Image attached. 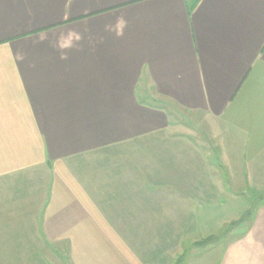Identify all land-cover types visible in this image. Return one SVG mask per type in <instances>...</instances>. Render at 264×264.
Masks as SVG:
<instances>
[{
	"label": "crops",
	"instance_id": "obj_1",
	"mask_svg": "<svg viewBox=\"0 0 264 264\" xmlns=\"http://www.w3.org/2000/svg\"><path fill=\"white\" fill-rule=\"evenodd\" d=\"M179 113L230 128L244 169L161 146L183 140ZM222 183H264V0H0V264L39 246L59 264L175 263ZM250 198L217 264H264Z\"/></svg>",
	"mask_w": 264,
	"mask_h": 264
},
{
	"label": "rangeland",
	"instance_id": "obj_2",
	"mask_svg": "<svg viewBox=\"0 0 264 264\" xmlns=\"http://www.w3.org/2000/svg\"><path fill=\"white\" fill-rule=\"evenodd\" d=\"M144 101L147 102L146 100ZM148 102L152 101L150 100ZM177 121V127L172 129L171 132L175 133V135H177L176 133L181 134V138L183 140L180 141L179 139H175L173 141V139L167 138V141L163 140L160 142V144H162L161 146H176L182 142L191 144V146L193 145L194 147H197V150L199 152L201 151L200 155L204 156L206 161L210 160L211 162L213 160L218 164L223 163L222 165H224L223 169L225 172V176H228V173L230 172L233 175L239 174V172L244 169V158L243 156H241V146L234 138L231 137L232 130L230 128L228 129L219 126L216 122H214V120L206 117L203 114H186L185 116H182L181 113H179ZM176 137H179V135ZM247 185L248 183H222L223 189L226 192V194L222 198V207H219L216 204L213 205V208H211L212 205H202L203 210L199 211L196 210V207L198 205L194 203L192 204L193 208L196 211H193V218L189 221L191 229L187 236L183 237L184 239H182L185 242L182 244V246L179 245L178 247L183 251L186 250V255L183 258L185 259L184 264H192L194 261L197 262L199 259L205 260V263L206 261H210L216 262V264L219 260H224L226 249L228 245L231 244V241L233 239L231 236L244 232L246 228V222H237L233 228L230 227V223L239 221L243 216L242 213L244 212V210L249 208V206H252L251 202L253 200L250 203H247L249 202L248 200L252 199L250 198L251 196L264 197V183H256L255 188L254 186H250L251 188H248ZM231 191L246 192V196L236 199L231 195ZM228 196L230 198H228ZM206 207L207 209H205ZM166 223L167 221H159L160 227H163V225H165ZM208 237H210V240H217H213L210 242V244L200 248L193 247L194 244L190 247L189 242L202 241ZM148 238L149 236L145 235L141 236V238L139 239L144 244L147 243ZM158 238H160V235H158ZM172 244L173 241L171 239L166 244L161 245L160 243V245L158 246V249L160 250H157V252L155 253L157 256L156 258H158L157 263H159V257L162 255L164 256L165 252H168L167 250L168 248H171ZM48 247L49 248L47 251L46 249L43 250V248L39 246L38 249L33 248V250L29 249L24 250L23 252H14L15 260L17 259V256H20L19 261L23 260L27 262V264H59V262L55 263V261H52V258L54 260V257H48V252L50 250L52 251V249L55 250L59 247ZM172 251L173 250H170L168 254L165 255L167 256L168 260L167 264L176 263H173V260L175 259L172 260L171 257L176 258L177 253ZM163 252L164 254H162ZM228 254H230V251ZM64 262L65 263L63 264H67L65 260ZM161 264H164V262L161 261Z\"/></svg>",
	"mask_w": 264,
	"mask_h": 264
},
{
	"label": "trees",
	"instance_id": "obj_3",
	"mask_svg": "<svg viewBox=\"0 0 264 264\" xmlns=\"http://www.w3.org/2000/svg\"><path fill=\"white\" fill-rule=\"evenodd\" d=\"M189 12H190V10H189ZM248 215H249V212L247 213V215H246V217L244 219H241L239 221L230 223V227L233 228L236 225L237 222H239V223L241 222L242 223L243 221L247 220ZM228 230H229V227H228ZM213 240H217V239H213ZM213 240H210V237H208V238H206V239H204L202 241H198V242L194 243V247L200 248V247L206 246V245L210 244V242L213 241ZM184 257H185V255L183 254L181 257L178 258V260L176 261L175 264H182V262L184 260L183 259Z\"/></svg>",
	"mask_w": 264,
	"mask_h": 264
}]
</instances>
